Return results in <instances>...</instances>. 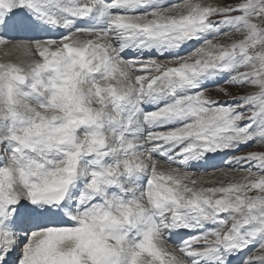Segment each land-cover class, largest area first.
Returning <instances> with one entry per match:
<instances>
[{
	"label": "snow or ice",
	"instance_id": "6c2138e0",
	"mask_svg": "<svg viewBox=\"0 0 264 264\" xmlns=\"http://www.w3.org/2000/svg\"><path fill=\"white\" fill-rule=\"evenodd\" d=\"M6 33L0 264H264V151L230 155L264 144V0H0ZM217 157L245 174L189 171Z\"/></svg>",
	"mask_w": 264,
	"mask_h": 264
},
{
	"label": "rangeland",
	"instance_id": "374dc122",
	"mask_svg": "<svg viewBox=\"0 0 264 264\" xmlns=\"http://www.w3.org/2000/svg\"><path fill=\"white\" fill-rule=\"evenodd\" d=\"M200 1H203V3H210V4H214V5L215 4L223 5L226 3L235 4L238 2V0H209V1L208 0H200ZM182 2H181V0L179 1V3H182ZM214 19H219V18L215 17ZM232 38H238V36L234 34ZM220 39H223V38L221 37ZM153 58L159 59L162 61L166 59V58L160 57L158 55H155ZM219 88H228L229 92L232 95L231 96H225L222 92L219 91ZM206 89H207V94L209 96H211L213 99H218V100H222V101H230L232 99V96L238 95L241 92L256 91V89H252V88L237 89L234 86H230V85L226 84L224 82V80H220L217 83H207ZM250 151H264V144L254 141V142L248 144L247 146L242 147L238 153H230V155H232V154L242 155V154H245V153L250 152ZM157 158L159 159V157H157ZM225 169H228L231 172H239V171H235L234 169H230L228 166H220L216 169H211V167H207V168H195V167H193V168H190L189 171L194 172L196 174V176H200V175L209 176V174L213 173V171L215 173H219L220 171H223ZM242 174L244 175L245 173L242 172ZM176 246H177V244L172 241L171 247H176ZM256 250L259 251L258 248H255L253 251L249 250V252L252 253Z\"/></svg>",
	"mask_w": 264,
	"mask_h": 264
},
{
	"label": "bare ground",
	"instance_id": "6f19581e",
	"mask_svg": "<svg viewBox=\"0 0 264 264\" xmlns=\"http://www.w3.org/2000/svg\"><path fill=\"white\" fill-rule=\"evenodd\" d=\"M180 0H167L168 3H179ZM183 0H181L182 2ZM209 1V0H208ZM184 2V1H183ZM182 2V3H183ZM200 2H203V1H200ZM3 37L5 39H8L10 41V43L8 45H0V62L2 61H5V60H12V61H20V60H23L25 59V56L22 52H18V51H13L11 46L12 44L18 42L19 40H26V39H29V37H26V36H22V35H19V34H15V33H6V34H2ZM54 36H58L59 33H53ZM84 38H87V37H84ZM7 53V55H6ZM126 56H131V52H127L126 53ZM148 57L145 56L144 59H147ZM163 163V161H162ZM213 163H215L216 167L213 168L211 167V169H216L220 166H228L225 162L221 161V159L219 157H217L215 159V161H213ZM163 166L164 167H168V165L166 163H163ZM225 172H228L229 173V177L225 178V179H229L232 177L233 173L235 174V176L238 178L239 176H242V172H231L229 171L228 169H225L223 171H220L219 173H215L213 171V173L209 174V176L207 175H200V176H203L205 179H220V178H224L223 177V173ZM192 235H195L196 233H191ZM172 241L175 242L176 244L179 243V241L176 239V238H173L172 240L168 241V244L169 246L171 247L172 246ZM251 251H253L254 249H249ZM254 254H258L260 253V250L259 251H254L252 252ZM240 260L239 256L237 257H234L233 258V264H237V262Z\"/></svg>",
	"mask_w": 264,
	"mask_h": 264
}]
</instances>
